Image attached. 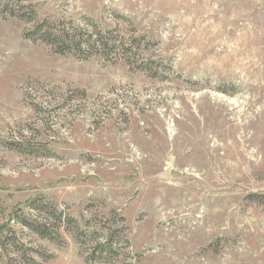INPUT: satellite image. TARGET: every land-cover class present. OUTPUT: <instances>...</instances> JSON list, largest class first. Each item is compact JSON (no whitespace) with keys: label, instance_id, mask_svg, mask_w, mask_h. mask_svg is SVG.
Instances as JSON below:
<instances>
[{"label":"rangeland","instance_id":"obj_1","mask_svg":"<svg viewBox=\"0 0 264 264\" xmlns=\"http://www.w3.org/2000/svg\"><path fill=\"white\" fill-rule=\"evenodd\" d=\"M6 2L133 48L0 15V264H264V0Z\"/></svg>","mask_w":264,"mask_h":264},{"label":"trees","instance_id":"obj_2","mask_svg":"<svg viewBox=\"0 0 264 264\" xmlns=\"http://www.w3.org/2000/svg\"><path fill=\"white\" fill-rule=\"evenodd\" d=\"M0 15L2 19L10 16L31 24L32 27L24 34V38L49 46L59 56L73 54L82 59L102 57L110 60L113 56L117 57L130 54L133 48V45L125 39H117L113 33L101 32L95 26L92 28L85 27L83 29L80 27H71L63 23L51 25L46 21H37L35 13L24 15L19 11H15L14 7L10 5V2L1 5ZM138 69L143 70L141 67H138ZM250 197L253 199L260 198L255 195ZM22 224L41 238L51 241L56 240V235L50 232L48 226L43 223L26 220L22 221ZM111 248L108 244L104 245L101 247L100 253H111Z\"/></svg>","mask_w":264,"mask_h":264}]
</instances>
